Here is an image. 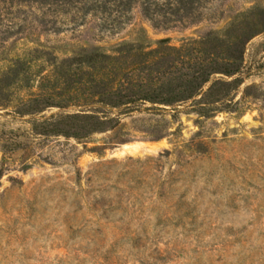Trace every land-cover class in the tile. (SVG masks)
I'll list each match as a JSON object with an SVG mask.
<instances>
[{
	"label": "rangeland",
	"instance_id": "rangeland-1",
	"mask_svg": "<svg viewBox=\"0 0 264 264\" xmlns=\"http://www.w3.org/2000/svg\"><path fill=\"white\" fill-rule=\"evenodd\" d=\"M253 5L264 0H228L222 16L187 29L153 30L135 11L115 37L100 39L89 22L10 39L0 44V71L36 45L59 57L80 47L109 50L141 27L151 44L177 47ZM263 58L264 33L246 46L244 82L230 107L200 117L190 103L179 106L176 119L164 115L176 133L158 140L166 124L149 105L114 111L113 128L83 141L31 131L35 119L81 108L23 117L12 112L15 101L0 108V264H264ZM248 86L263 95L244 97Z\"/></svg>",
	"mask_w": 264,
	"mask_h": 264
},
{
	"label": "trees",
	"instance_id": "trees-1",
	"mask_svg": "<svg viewBox=\"0 0 264 264\" xmlns=\"http://www.w3.org/2000/svg\"><path fill=\"white\" fill-rule=\"evenodd\" d=\"M227 1L0 0V44L31 35L56 36L89 22L100 39L115 37L132 23L135 11L153 30L187 29L222 16ZM263 33L264 7L253 5L235 14L223 29L188 38L177 47L151 44L143 27L132 40L109 50L80 47L59 57L53 49L36 45L5 60L7 65L0 71V108L15 101L12 112L19 117L38 116L53 107L81 108L31 122L36 136L77 141L113 128L114 111L130 114L145 105L162 121L169 113L176 119L178 107L188 103L198 116L210 117L230 107L244 82L246 46ZM261 65L264 70V58ZM262 95L254 86L243 91L244 97ZM165 124L155 140L176 133ZM104 203L96 200L102 207ZM113 211L102 213L107 216Z\"/></svg>",
	"mask_w": 264,
	"mask_h": 264
}]
</instances>
